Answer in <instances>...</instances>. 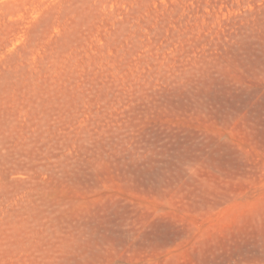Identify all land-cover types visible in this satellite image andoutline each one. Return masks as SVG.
<instances>
[{"label": "rangeland", "instance_id": "obj_1", "mask_svg": "<svg viewBox=\"0 0 264 264\" xmlns=\"http://www.w3.org/2000/svg\"><path fill=\"white\" fill-rule=\"evenodd\" d=\"M0 264H264V0H0Z\"/></svg>", "mask_w": 264, "mask_h": 264}]
</instances>
